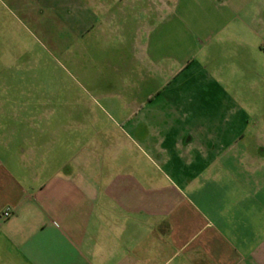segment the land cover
Returning <instances> with one entry per match:
<instances>
[{
	"label": "rangeland",
	"instance_id": "1",
	"mask_svg": "<svg viewBox=\"0 0 264 264\" xmlns=\"http://www.w3.org/2000/svg\"><path fill=\"white\" fill-rule=\"evenodd\" d=\"M80 1L0 0V165L32 168L22 140L51 169L119 149L133 115L264 140V0H143L102 28Z\"/></svg>",
	"mask_w": 264,
	"mask_h": 264
},
{
	"label": "crops",
	"instance_id": "2",
	"mask_svg": "<svg viewBox=\"0 0 264 264\" xmlns=\"http://www.w3.org/2000/svg\"><path fill=\"white\" fill-rule=\"evenodd\" d=\"M142 1L78 7L102 28L134 5L147 17ZM122 124L119 149L54 169L19 142L17 159L33 166L19 177L0 165V264H264V140L246 149L240 135L170 127L185 121Z\"/></svg>",
	"mask_w": 264,
	"mask_h": 264
},
{
	"label": "built area",
	"instance_id": "3",
	"mask_svg": "<svg viewBox=\"0 0 264 264\" xmlns=\"http://www.w3.org/2000/svg\"><path fill=\"white\" fill-rule=\"evenodd\" d=\"M2 216H3L4 218H6V217L8 216V214H7V213H4Z\"/></svg>",
	"mask_w": 264,
	"mask_h": 264
}]
</instances>
